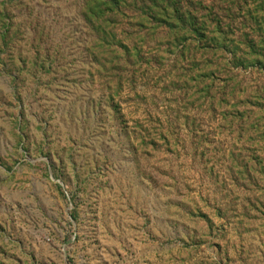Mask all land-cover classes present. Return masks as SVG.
Instances as JSON below:
<instances>
[{"label": "rangeland", "instance_id": "rangeland-1", "mask_svg": "<svg viewBox=\"0 0 264 264\" xmlns=\"http://www.w3.org/2000/svg\"><path fill=\"white\" fill-rule=\"evenodd\" d=\"M91 1L0 0L20 26L6 48L0 17V264H264V64L224 66L218 84L243 95L211 106L178 80L193 49L153 63L171 47L160 30L149 67L109 85ZM137 1H124L117 42L140 33ZM178 1L230 26L238 59L246 40L263 43L264 0ZM46 49L52 63L33 67ZM233 105L248 120H226Z\"/></svg>", "mask_w": 264, "mask_h": 264}, {"label": "trees", "instance_id": "trees-1", "mask_svg": "<svg viewBox=\"0 0 264 264\" xmlns=\"http://www.w3.org/2000/svg\"><path fill=\"white\" fill-rule=\"evenodd\" d=\"M124 1L92 0L86 3L84 9L86 22H88L95 36L94 42L100 44L98 47L103 53H107L104 57L105 59L102 60L103 65L99 64L98 67L105 75L106 83L109 85L113 84V82L120 83L123 80L122 71L124 69L131 68L134 75L136 71L142 69V66L149 67L144 57H150L151 54H145L144 52L148 48V42H153L157 39L156 37L160 30L167 31V34L163 37L165 41L170 43L171 47L167 50L163 49L164 51H159L158 49L156 53L159 54L160 52V54L154 59L152 58L153 63L162 66L166 63L165 61L167 59L174 57V62L178 64L179 60L180 62L184 61L186 52L189 49H193L192 64L189 70H183L178 80L183 89L186 88L192 91L194 100H207L211 106L215 100H218V104L220 102V106H229L227 97L238 99L239 95H243V92L239 89L236 92L232 91L229 95L226 92V87L230 85L225 84L222 86L218 84L217 74L222 71L224 66L226 69L232 66L234 70L241 72L247 71L250 67L254 68V66L261 68L260 66L264 64V38L262 40L263 43L259 44V46L246 40L244 46L246 53L241 52L240 54L243 55V59H238L237 54L239 52L237 54L234 52L237 49L228 46V40L232 37V29L230 26L223 27L217 18H201L195 10V6L188 5L186 8L178 0L137 1L140 7L135 10L138 16L133 22L140 33H137L131 40L126 39L127 42L124 40L117 42L116 36L114 35V31L116 30L115 25L116 21L124 18L122 16V9L126 8ZM14 3H19L21 6L18 0H15ZM131 3L133 6L135 5L134 2ZM9 7L10 4L7 5L6 2L2 4L0 14L3 20L6 19V24L3 26L6 29V48L13 45V40H10V37L13 35L14 29L20 28V26H15V18L8 11ZM143 31H146V34H142ZM42 36L43 33L35 39V45L38 50L42 49L41 47L44 45ZM123 37L125 38L127 36L124 35ZM165 41L159 40L158 47ZM125 43H132V49L126 46ZM48 51V49L44 50L43 56L40 59L35 57V66L33 67L38 65L37 60L44 62L51 61L52 63ZM212 52L213 55L210 56ZM220 52L225 53V55L226 53L231 54V64L228 63L227 56L222 57L226 62L215 58V55ZM144 61L146 62L145 64ZM176 67H172V69L176 70ZM217 86H221V89L218 91L216 90ZM256 102L258 111L254 114L257 116L262 115L260 119L264 120V97H258ZM238 107L239 105L231 106L230 109L233 115L224 116V118L230 120V122L235 120L236 123L248 120L249 113H247V116L238 114V111H236ZM243 172L245 175L244 178L249 180L250 175L248 172L245 169H243Z\"/></svg>", "mask_w": 264, "mask_h": 264}]
</instances>
